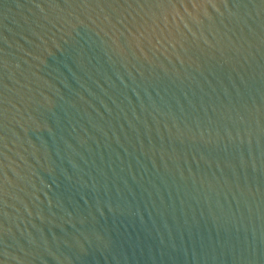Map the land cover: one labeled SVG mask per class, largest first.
<instances>
[{
  "label": "water",
  "instance_id": "1",
  "mask_svg": "<svg viewBox=\"0 0 264 264\" xmlns=\"http://www.w3.org/2000/svg\"><path fill=\"white\" fill-rule=\"evenodd\" d=\"M0 264H264V0H0Z\"/></svg>",
  "mask_w": 264,
  "mask_h": 264
}]
</instances>
